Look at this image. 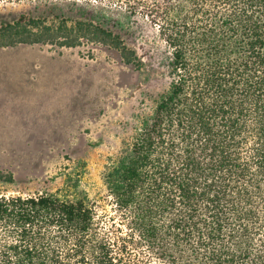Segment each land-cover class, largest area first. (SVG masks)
<instances>
[{
    "label": "trees",
    "instance_id": "trees-1",
    "mask_svg": "<svg viewBox=\"0 0 264 264\" xmlns=\"http://www.w3.org/2000/svg\"><path fill=\"white\" fill-rule=\"evenodd\" d=\"M104 7L157 29L168 85L104 168L111 215L69 175L0 194V264H264V0H75L0 18V48L100 44L139 67Z\"/></svg>",
    "mask_w": 264,
    "mask_h": 264
},
{
    "label": "rangeland",
    "instance_id": "rangeland-1",
    "mask_svg": "<svg viewBox=\"0 0 264 264\" xmlns=\"http://www.w3.org/2000/svg\"><path fill=\"white\" fill-rule=\"evenodd\" d=\"M73 2L0 0V18L51 17ZM104 9L123 20L120 35L139 67L100 44L0 48V172L13 179L0 194L54 193L69 175L99 214H112L104 168L166 89L168 49L147 20Z\"/></svg>",
    "mask_w": 264,
    "mask_h": 264
}]
</instances>
